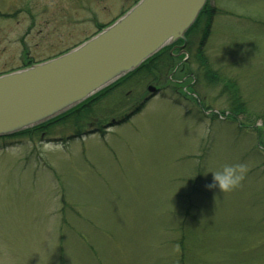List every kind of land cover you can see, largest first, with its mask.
<instances>
[{
	"label": "rangeland",
	"instance_id": "1",
	"mask_svg": "<svg viewBox=\"0 0 264 264\" xmlns=\"http://www.w3.org/2000/svg\"><path fill=\"white\" fill-rule=\"evenodd\" d=\"M137 1L0 0V75L72 50ZM207 1L215 13L184 52L138 67L83 126L0 140V264H264V0ZM227 83L247 116L231 118ZM148 85L162 91L144 100ZM224 163L244 179L208 188Z\"/></svg>",
	"mask_w": 264,
	"mask_h": 264
},
{
	"label": "water",
	"instance_id": "2",
	"mask_svg": "<svg viewBox=\"0 0 264 264\" xmlns=\"http://www.w3.org/2000/svg\"><path fill=\"white\" fill-rule=\"evenodd\" d=\"M206 0H139L79 46L0 75V137L45 124L92 98L178 40ZM149 92H154L152 87Z\"/></svg>",
	"mask_w": 264,
	"mask_h": 264
},
{
	"label": "trees",
	"instance_id": "3",
	"mask_svg": "<svg viewBox=\"0 0 264 264\" xmlns=\"http://www.w3.org/2000/svg\"><path fill=\"white\" fill-rule=\"evenodd\" d=\"M213 13H215L214 9H212L207 2L205 7L203 8V10L201 11L197 21L191 27V29L187 32L186 37H188L196 29V27L198 26L199 22L202 20L203 17H206L207 20H209L210 17L213 15ZM159 56H160V54H157L152 59H150L145 64H143L138 70H142L144 68H147L148 66H150L151 62L154 61ZM202 62L204 63L203 60H202ZM135 73H136V71L133 72L132 74L126 76L125 78H123L119 82H117L111 88L102 91L101 93L95 95L94 97L90 98L88 101L81 104L79 107L72 109L70 112L63 114L62 116L56 118L55 120H52V121L45 123L43 125L37 126V127L32 128L30 130H26V131H23V132L14 134V135L0 137V140H10V139L24 138V137L30 138L32 136H36L37 134L41 136L45 132H48L50 127H52L53 125L60 124V123L64 122V120L65 121L69 120V118H71L73 120V125L75 127L80 128L81 126H83L85 124V122L88 120V118L93 113L91 108H90L91 105H93L95 102H97L98 100L103 98L107 93H109V91L111 89H113L116 86H119L120 84L124 83L126 80H128ZM224 82H226V81H224ZM227 88L233 91L232 96L234 97L232 99V96H231V102L233 103L231 105L232 106L231 111L234 112L235 115L233 114V116L231 118H235V116H237V115H244V114H246V116H247L249 111L247 110V108L245 109V106H244L242 100H240V98L238 97L237 90H235V88H236L235 84L227 83ZM83 111H85V113H83ZM231 111H230V113L232 114Z\"/></svg>",
	"mask_w": 264,
	"mask_h": 264
},
{
	"label": "clouds",
	"instance_id": "4",
	"mask_svg": "<svg viewBox=\"0 0 264 264\" xmlns=\"http://www.w3.org/2000/svg\"><path fill=\"white\" fill-rule=\"evenodd\" d=\"M246 166L239 163H224L212 173V182L208 188H218L220 192H229L237 188L244 179Z\"/></svg>",
	"mask_w": 264,
	"mask_h": 264
},
{
	"label": "flooded vegetation",
	"instance_id": "5",
	"mask_svg": "<svg viewBox=\"0 0 264 264\" xmlns=\"http://www.w3.org/2000/svg\"><path fill=\"white\" fill-rule=\"evenodd\" d=\"M187 43H189V42H188V39L185 41V43H184L183 45H182L181 42H180V43H175V44L172 45L170 48L164 50V51L162 52V54H166L168 58H169V56H170V57L172 56V58L175 60V58H177L178 56H180V55L184 52V50L186 49V46L188 45ZM183 49H184V50H183ZM160 59H163V57H161ZM169 59H170V58H169ZM163 60H164V59H163ZM30 62H31V61H30ZM182 62H183V61H182ZM182 62L179 61L178 64H177L176 66L178 67V66L182 65V64H183ZM149 86H153V87H155V91L152 93V95L148 94V95L144 98V100H147L148 98L153 97V96H155V95H159V94L161 93V91H162L161 88H158V87H156L155 85H148L147 87H149ZM147 87H146V88H147Z\"/></svg>",
	"mask_w": 264,
	"mask_h": 264
}]
</instances>
